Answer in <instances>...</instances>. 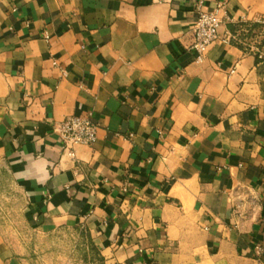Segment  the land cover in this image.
Returning <instances> with one entry per match:
<instances>
[{
  "label": "crops",
  "instance_id": "1",
  "mask_svg": "<svg viewBox=\"0 0 264 264\" xmlns=\"http://www.w3.org/2000/svg\"><path fill=\"white\" fill-rule=\"evenodd\" d=\"M218 1L0 0V264H28L18 220L83 228L88 264H264V0H225L197 63ZM73 113L98 135L71 158Z\"/></svg>",
  "mask_w": 264,
  "mask_h": 264
},
{
  "label": "built area",
  "instance_id": "2",
  "mask_svg": "<svg viewBox=\"0 0 264 264\" xmlns=\"http://www.w3.org/2000/svg\"><path fill=\"white\" fill-rule=\"evenodd\" d=\"M199 4L201 0H198ZM225 0H219L213 7L199 8L197 18L192 25L193 60L197 63L204 61L206 52L213 41L218 37L219 27L226 19L224 14ZM256 29L264 34V13H257L253 17ZM42 36L49 40L51 34L43 30ZM262 53H260V56ZM57 64L56 61H53ZM61 76H67L65 69L60 70ZM54 129L60 136L63 154L74 158L75 147L80 144H92L98 135V123L89 114H68L54 123ZM157 131L160 132L159 129ZM129 135H132L130 133ZM173 150V149H171ZM130 175V172H127ZM260 201L256 193L248 189L241 197V203L234 208L235 214L239 217L247 211H254ZM207 228V226H205Z\"/></svg>",
  "mask_w": 264,
  "mask_h": 264
},
{
  "label": "rangeland",
  "instance_id": "3",
  "mask_svg": "<svg viewBox=\"0 0 264 264\" xmlns=\"http://www.w3.org/2000/svg\"><path fill=\"white\" fill-rule=\"evenodd\" d=\"M15 227L18 232L14 234L28 264H88L95 250L89 246L86 233L79 230L52 229L40 233L26 220H18Z\"/></svg>",
  "mask_w": 264,
  "mask_h": 264
},
{
  "label": "trees",
  "instance_id": "4",
  "mask_svg": "<svg viewBox=\"0 0 264 264\" xmlns=\"http://www.w3.org/2000/svg\"><path fill=\"white\" fill-rule=\"evenodd\" d=\"M70 229L76 230V229H78V227L76 226V227L70 228V227H67V226H65V225H62V226H60V228H59L58 230H70ZM79 231H80L81 233H82V232H83V233H86V236L88 237L89 246L91 245L90 247H92V248L95 249V250L92 252V254L90 255V258H94V256L97 255L98 249L95 248L94 244L91 242V239H90L88 233H87L83 228L80 229Z\"/></svg>",
  "mask_w": 264,
  "mask_h": 264
}]
</instances>
